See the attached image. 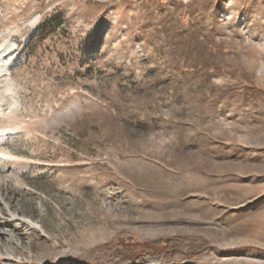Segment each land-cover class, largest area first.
<instances>
[{"label": "rangeland", "instance_id": "obj_1", "mask_svg": "<svg viewBox=\"0 0 264 264\" xmlns=\"http://www.w3.org/2000/svg\"><path fill=\"white\" fill-rule=\"evenodd\" d=\"M0 53V264H264V0H0Z\"/></svg>", "mask_w": 264, "mask_h": 264}, {"label": "trees", "instance_id": "obj_2", "mask_svg": "<svg viewBox=\"0 0 264 264\" xmlns=\"http://www.w3.org/2000/svg\"><path fill=\"white\" fill-rule=\"evenodd\" d=\"M123 241L112 242L109 245L110 254L115 258V262L126 261L128 263L134 262L139 256H153L158 255L160 253L170 254L172 257L176 252H181L185 256H195L208 248V244L205 241H188L183 242V240L179 238H170L165 241H162L161 244L158 245L159 248H148L145 250H141L137 254L132 250L127 249V245L124 244ZM185 247H184V246ZM184 247V248H183Z\"/></svg>", "mask_w": 264, "mask_h": 264}, {"label": "bare ground", "instance_id": "obj_3", "mask_svg": "<svg viewBox=\"0 0 264 264\" xmlns=\"http://www.w3.org/2000/svg\"><path fill=\"white\" fill-rule=\"evenodd\" d=\"M2 54L0 53V110H4L3 107H5V105L7 104L11 105L12 107H15L18 104L17 97L12 89V86L14 84L13 82H11L10 77H9L11 57H8L7 55H4V54L2 55ZM0 197L3 203L6 205V208L10 209V203L6 201V198L4 197V195L0 193ZM12 217L15 220H19L20 222L29 224L32 227L34 226L32 222L20 216L12 215ZM12 252L13 250L10 249L9 251H6L7 254L5 255H10ZM151 264H159V263L157 261H154Z\"/></svg>", "mask_w": 264, "mask_h": 264}]
</instances>
